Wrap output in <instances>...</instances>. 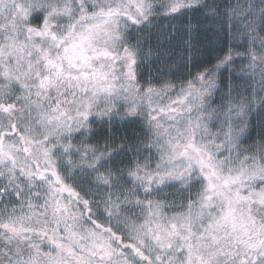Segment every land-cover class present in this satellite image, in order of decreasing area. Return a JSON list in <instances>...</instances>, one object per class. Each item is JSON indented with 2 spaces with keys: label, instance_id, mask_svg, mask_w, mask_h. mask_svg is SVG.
Returning <instances> with one entry per match:
<instances>
[{
  "label": "snow or ice",
  "instance_id": "snow-or-ice-1",
  "mask_svg": "<svg viewBox=\"0 0 264 264\" xmlns=\"http://www.w3.org/2000/svg\"><path fill=\"white\" fill-rule=\"evenodd\" d=\"M0 264H264V0H0Z\"/></svg>",
  "mask_w": 264,
  "mask_h": 264
},
{
  "label": "rangeland",
  "instance_id": "rangeland-1",
  "mask_svg": "<svg viewBox=\"0 0 264 264\" xmlns=\"http://www.w3.org/2000/svg\"><path fill=\"white\" fill-rule=\"evenodd\" d=\"M187 20V18H184ZM198 18H193V23L195 24L197 22ZM159 26L165 27L168 26L169 29H171V26L177 25L179 26L181 24L180 20L175 21H169L165 19L164 17H160L158 19ZM157 29L155 26L153 27V32H155ZM155 40H152L153 47L155 46ZM147 50V49H145ZM187 51H184L182 49V46L177 45L175 48V51L172 53V56L170 59H167L165 61H161L157 59L155 56H153L151 62L149 64L144 65V78L147 79L149 76V72L151 75L157 79L163 78V79H169L172 80L174 83L179 85V83L187 78V71H188V64H187ZM239 68V63H237V69ZM255 119L253 120V123H255ZM125 127L128 128L129 134H131L132 128L140 129L142 128V125L137 123L135 125H125ZM139 134V133H138ZM123 135V133H121ZM103 141H101L102 143Z\"/></svg>",
  "mask_w": 264,
  "mask_h": 264
}]
</instances>
